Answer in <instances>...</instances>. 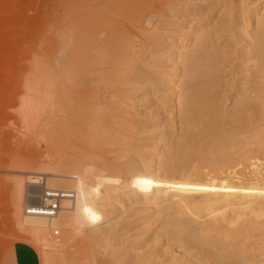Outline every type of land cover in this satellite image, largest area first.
<instances>
[{
	"label": "rangeland",
	"instance_id": "rangeland-1",
	"mask_svg": "<svg viewBox=\"0 0 264 264\" xmlns=\"http://www.w3.org/2000/svg\"><path fill=\"white\" fill-rule=\"evenodd\" d=\"M258 3L264 0H0V264L22 241L10 218L6 178L11 172L34 170L47 140L65 158L93 154L114 175L143 178L150 172L155 144L164 145V155L175 147L158 141L178 112L170 113V96L159 101L167 85L154 81L171 68L170 44L186 31L207 29L205 50L195 63L211 66L202 78L215 103L229 111L243 95L238 83L251 78V63L241 56L246 40L237 26L241 12ZM249 15L244 14L245 20L250 21ZM247 31H254L251 21ZM35 63L37 71H30ZM139 68L153 82L137 78ZM26 79H33L38 95L51 92L52 98V109L41 117L35 134L20 129L17 114ZM126 79L133 85L130 94L120 91ZM98 107L103 111L95 115L92 128ZM158 118L163 123L156 130ZM28 189L36 199L40 187ZM136 200L127 198L126 209L116 211L107 244L77 242L69 250V264H136L137 253L153 254L151 264H184L186 245L171 243L154 214L139 211L141 204L130 205ZM191 260L215 264L212 258Z\"/></svg>",
	"mask_w": 264,
	"mask_h": 264
},
{
	"label": "bare ground",
	"instance_id": "bare-ground-1",
	"mask_svg": "<svg viewBox=\"0 0 264 264\" xmlns=\"http://www.w3.org/2000/svg\"><path fill=\"white\" fill-rule=\"evenodd\" d=\"M246 12L254 29L251 34ZM241 13L237 28L246 40L241 56L251 63V78L238 83L243 95L229 111L215 103L209 82L202 78L211 66L195 63L205 50L207 29L186 31L170 44L171 68L166 76L155 75L154 81L167 85L159 101L170 96V113L178 112V119L169 120L158 141L167 140L175 147L164 155V145L155 144L150 172L143 178L129 181L114 175L93 154L65 158L45 139H40L47 147L36 160L37 167L11 172L6 178L15 236L28 244L32 264H69V250L83 239L107 244L116 211L126 209L125 200L131 196L138 198L131 206L141 204L139 211L161 221V232L171 243L186 245L184 264L205 258L215 264H264V5L253 4ZM37 66L30 71H37ZM143 70L139 68L136 77L152 81ZM31 81L23 83L17 114L20 129L35 134L52 98L51 92L38 95ZM123 84L120 91L130 94L133 85L127 79ZM102 111L101 107L94 110L92 128L95 115ZM174 120L180 125L177 137L172 131ZM162 123L158 118L153 128H161ZM29 186L40 187L38 201L32 199L37 194ZM44 188L71 191L72 197L61 199L53 216L30 214L27 209L33 203L44 201ZM93 216L98 219L93 221ZM152 256L137 253L136 264H151Z\"/></svg>",
	"mask_w": 264,
	"mask_h": 264
},
{
	"label": "built area",
	"instance_id": "built-area-1",
	"mask_svg": "<svg viewBox=\"0 0 264 264\" xmlns=\"http://www.w3.org/2000/svg\"><path fill=\"white\" fill-rule=\"evenodd\" d=\"M43 202L33 203L30 208H28V212L30 214H37V215H46V216H53L60 208V200L63 198H71L72 192L71 191H61V190H54V189H43ZM36 201L39 200L37 197L34 199ZM45 200H48L45 203Z\"/></svg>",
	"mask_w": 264,
	"mask_h": 264
},
{
	"label": "crops",
	"instance_id": "crops-1",
	"mask_svg": "<svg viewBox=\"0 0 264 264\" xmlns=\"http://www.w3.org/2000/svg\"><path fill=\"white\" fill-rule=\"evenodd\" d=\"M28 244L24 241H18L15 243L7 256L6 264H32L28 255ZM26 255V256H25Z\"/></svg>",
	"mask_w": 264,
	"mask_h": 264
},
{
	"label": "snow or ice",
	"instance_id": "snow-or-ice-1",
	"mask_svg": "<svg viewBox=\"0 0 264 264\" xmlns=\"http://www.w3.org/2000/svg\"><path fill=\"white\" fill-rule=\"evenodd\" d=\"M92 219H93V221H95L96 219H98V217L93 216Z\"/></svg>",
	"mask_w": 264,
	"mask_h": 264
}]
</instances>
